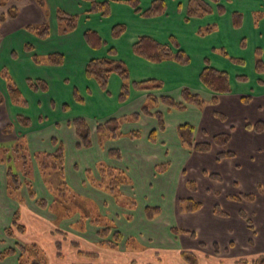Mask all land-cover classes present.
<instances>
[{
  "label": "crops",
  "instance_id": "obj_1",
  "mask_svg": "<svg viewBox=\"0 0 264 264\" xmlns=\"http://www.w3.org/2000/svg\"><path fill=\"white\" fill-rule=\"evenodd\" d=\"M127 1L129 0H97L99 3L110 4V16L104 18L100 14H89L90 4L83 0H45L50 8V19H42L34 24L50 25L48 39H38L27 33L23 26L10 31L9 36L5 35L0 40V60L4 58L16 63L13 69L8 70L10 73L14 72L11 75L16 79L18 88L27 101L26 107L12 105L4 91L1 93L4 103L0 105V146L7 148L9 142L10 147L15 144V139H8L15 138L13 132L7 133L6 128L8 121L12 120V117L17 120L18 116L29 118L32 122L29 128H21L23 132L19 135V138L25 136L28 138L31 152L51 154L56 152L57 146L52 144V140L56 139L65 149L67 183L78 196L98 209L99 219L111 221L113 231L123 235L124 246L121 244L118 250H112L101 245L102 240L97 234L99 228L91 223L96 218L91 213L89 215L77 208V212L71 218H66L61 207L57 206L56 209L55 198L44 184L38 164L32 168L31 182L37 197L45 199L51 207L50 210L39 208L29 197L28 191L25 192V186L19 194L9 196L7 167L0 164V253L16 245L37 244L42 251L50 248L52 257L59 258L56 244L60 242L62 246L64 243L67 244L72 262L76 263L107 264L104 257L119 256L118 251H121L122 254L129 255L130 264H135L137 257L148 249L147 252L153 259L151 264H175L177 260L180 264H188L182 258V253L189 251L179 249L181 246L178 245L181 233L176 234L172 229L182 230L176 226L178 223L180 225L179 221L184 215H190L189 219L191 214L195 213L187 212L184 206L186 200L194 199L192 195L195 196L199 192L198 185L197 190L192 191L189 182L194 181L197 184L201 178L213 181L206 175L207 172H211L205 163H220L222 160L233 163L238 156L234 151L235 156L218 160L217 155L223 151L221 148H214L208 153H196L182 144L178 136V127L185 124L193 125L196 141L210 142L220 133L233 135L238 126L229 125L231 120L239 123L240 130L247 131L249 123L245 122L252 112L264 111V75L254 73L256 49H262L264 60V17L256 16L261 19L259 23L253 17L261 12L264 15V0H229L224 16L214 12L205 18H191L188 22H185L186 5H181L177 0H163L167 12L164 16L156 18L142 17L126 3ZM139 1L140 9L144 12L150 8L154 0ZM57 9L79 17L74 32L69 34L60 32L54 15ZM237 11L243 14L244 25L235 30L231 15ZM214 23L218 25V29L213 35L206 37L197 35L200 28ZM116 25H124L127 28L124 35L118 39L112 37V29ZM89 30L97 32L103 40L104 46L101 49H92L86 43L84 34ZM17 35L22 36L23 41L20 44L21 58L18 57L14 62L11 54L15 50L10 47V38H17ZM141 36L152 37L162 44H168L170 38H174L180 48L190 56V65L182 66L173 61L153 64L136 56L132 48ZM242 39L248 44L245 49H242L240 44ZM25 43L31 44L35 55L42 58L51 54H62L64 64L62 66L34 64L31 54L22 49ZM111 49L115 50L116 55L110 56ZM220 50L226 51L228 56L220 54ZM230 57L241 59L244 64L232 63ZM102 58L124 62L130 71L132 82L157 80L164 83V88L146 91L132 89L128 101L121 104L118 96L122 80L118 75L113 74L110 77L108 92H104L96 80L86 76L87 63L92 59ZM205 60L210 62L212 68L229 74L232 92L216 95L201 83L200 74L206 67ZM0 63L2 67L9 66L5 61ZM20 67L26 70V78L19 83L15 68L19 70ZM239 76L246 77L248 82H238L236 77ZM255 76L258 78L257 83L252 85L251 79ZM28 80H42L47 84L48 90L34 91L28 86ZM184 88L200 95L206 101L205 105L202 108L190 105L183 111H176L160 104L152 112L160 111L163 114L166 125L164 130H159V124L154 117L142 116L137 123L123 125L122 138L100 144L97 133L99 123L140 111L150 95L157 98L169 96L180 101ZM243 97H249L250 100L246 102ZM214 98L217 99L216 102L213 101ZM64 107H67V110ZM205 111L210 112L213 120L204 117ZM78 118L85 119L89 124L93 141L90 149H79L77 146L79 140L71 122ZM214 123L217 126L220 123L227 126L220 127L219 131L210 134L207 126L213 127ZM132 131H139L141 137L131 139L129 134ZM152 131L157 132L155 142L149 139ZM111 150H118L121 158L110 156ZM99 165L122 172L129 179V183L119 186L115 196L99 189L97 187L100 180ZM164 165H167L166 170L158 172L157 168ZM88 170H92L91 176L87 174ZM129 199L135 203L132 210H126L121 205V202ZM149 207L160 209V213L152 220L146 217V210ZM202 209L203 207L200 210ZM18 211L21 214L20 224L25 227V231L9 238L5 230L12 225L14 215ZM81 217L87 218L86 229L83 232L77 230ZM214 218L205 219L209 221V228L212 230L213 226L223 227V222L221 224L216 221L223 219L215 215ZM168 228H171V234H168ZM191 234L185 235L196 241V237H192ZM129 239L134 240L139 246L129 249L126 245ZM191 247L187 245L184 248ZM83 254H97V257L91 258ZM0 264H19V257L16 255L4 261L0 260Z\"/></svg>",
  "mask_w": 264,
  "mask_h": 264
},
{
  "label": "trees",
  "instance_id": "obj_2",
  "mask_svg": "<svg viewBox=\"0 0 264 264\" xmlns=\"http://www.w3.org/2000/svg\"><path fill=\"white\" fill-rule=\"evenodd\" d=\"M3 3L9 0H1ZM19 1V0H18ZM91 5V13H100L103 17H109L110 15V6L109 3H99L97 0H84ZM214 4V7L209 3ZM38 3L44 2V0H36ZM129 6H131L136 13L140 14L144 18H156L161 17L166 14L167 6L163 0H154L150 6V8L144 12L140 9V1L139 0H130L127 2ZM217 11L220 15H225L226 11L221 5L220 0H190L189 5L186 12V22H188L191 18H205L207 15L214 14ZM17 13L16 8H12L9 11L8 17L11 19L15 18ZM258 17V16H257ZM57 23L60 28V32L62 34H69L74 32L78 26V16L69 15L62 10H57L56 12ZM232 22L234 27L240 28L243 24V14L239 11L234 12L231 15ZM217 26L209 27L205 30L198 31L200 36L207 35V33L211 34L216 30ZM126 26L124 25H116L112 29V37L114 39H118L124 35L126 32ZM25 30L37 37L41 40H46L50 36V25L47 23L35 25L28 24L25 27ZM84 39L89 47L92 49L99 50L104 46V42L99 36V34L95 31L89 30L85 32ZM245 45V44H244ZM25 50L27 52L33 53L34 48L30 44L25 45ZM134 54L142 59L153 63V64H161L166 61H173L182 66H188L191 63L190 56L184 52L178 42L174 38H170L168 44H162L149 36H141L138 41L133 45L132 48ZM220 54L227 57L228 54L224 50L219 51ZM110 56L116 55L114 49L109 50ZM256 62H255V70L258 74H264V60L262 55V50L258 49L255 53ZM32 60L37 65H49V66H62L64 64V56L62 54H51L44 58L39 57L35 54L32 55ZM232 61L235 64L243 65V60L233 59ZM206 67L200 74L201 83L209 89L211 92L217 94H229L232 92L231 87V79H229V74L226 72L220 71L218 69H214L211 67L210 62L205 60ZM116 74L122 80V87L118 96V100L121 104L126 103L130 98V94L132 89L136 91H146V90H158L164 87V83L162 81L157 80H147L143 82H132L130 78V71L126 64L122 61L112 58H102V59H92L86 65V76L90 79L96 80L99 87L104 91L108 92V84L110 77ZM1 75L4 77V81L6 82L8 95L10 97V101L13 105L26 107L27 101L22 96L19 88L16 86L15 82L9 76L8 73L2 72ZM239 81H247L246 77L239 76ZM27 84L34 91H43L46 92L48 90L47 84L42 80H28ZM243 99L248 102L250 100L249 97H243ZM213 101H217L214 98ZM4 103V98L0 94V105ZM206 101L198 94L193 93L190 89L184 88L181 91V101H177L169 96H162L157 98L155 96H149L147 102L141 107L139 112H136L129 116H123L118 118H111L105 122L99 123L97 125V133L99 137V142L102 145L107 141H114L122 138L124 134L122 133V127L125 123H137L141 119L142 116H152L154 117L158 124L159 130H164L165 120L164 116L160 111L152 112L153 109H156L160 104L165 105L171 110L183 111L187 109L188 106L193 105L198 108H202L205 105ZM67 110V107H64ZM18 123L25 128H29L31 126V120L24 116L17 117ZM71 125L74 127L76 131V135L78 137V148L79 149H90L93 146L92 134L89 127L88 122L85 119L78 118L71 122ZM247 129L253 130L257 133L264 131V122L258 121L253 124H247ZM7 133L12 132V126L9 125L6 128ZM156 131H152L150 133L149 139L152 142L156 141ZM178 136L183 145L188 147L190 150L196 153H208L214 150V148L223 149L220 154L217 155V159L231 158L235 156L234 151H228L227 147L231 143L232 136L231 133H220L212 138L210 142H197L195 139V127L190 124L180 125L178 127ZM131 139H138L141 137V133L139 131H132L129 134ZM52 142L57 146L56 152L49 154L43 153L41 155H37V162L42 174V178L44 184L46 185L49 192L54 196L55 202L57 206L73 209L64 210L62 208L64 216L66 218H71L72 215L77 212V206L75 205L76 197L78 196L72 188L69 186L65 176V149L62 144L58 143L56 139H53ZM21 141L15 143L9 149L4 146H0V164H3L7 167L6 175H7V189L9 196L17 195L21 192L23 186L26 187L28 191L29 197L34 200L37 206L41 209H49L50 205L45 199L38 198L32 184V162L31 158L27 152V149L22 151L20 146H23ZM12 155L15 157L16 162H18L22 166L17 170L13 169L11 166L13 159ZM110 156L119 159L121 158V153L118 150H111ZM48 159H51L48 161ZM17 164V163H16ZM18 165V164H17ZM167 165L159 166L157 168L158 172H163L166 170ZM92 170H88L87 174L91 176ZM98 173L100 176V180L98 182V188L104 190L106 193H109L115 196L116 191L119 186L129 183V179L124 176L122 172L115 171L110 167L99 165ZM207 177L214 181L221 182L222 177L219 174L206 173ZM22 178H24V184L22 183ZM189 187L192 191L197 190V184L194 181L189 182ZM216 193H218L216 191ZM231 201L236 202H252L255 200V196L253 194H244V195H234L229 197ZM75 205V206H74ZM135 206V203L133 204ZM132 206V205H131ZM185 210L189 213L196 212L203 207V204L194 199H188L185 201ZM133 208V206H132ZM160 213V209L157 207H149L146 210V217L148 220L154 219L157 214ZM213 214L217 217L223 218L227 217L228 212L221 207L219 204H216L213 209ZM239 215H244L242 212H239ZM21 214L18 211L14 215V219L12 225L5 230V234L9 238H13L16 234L23 233L25 231V227L20 224ZM87 218L81 217L78 224V231H85L86 220ZM93 225L99 228L98 237L102 240L101 245L108 247L112 250H118L121 242L124 237L120 232L113 231V226L111 221L96 218L91 222ZM172 232L179 233H189L187 231L172 229ZM62 233V232H60ZM64 234V233H63ZM192 237L195 238V233L191 234ZM132 239L127 240L126 245ZM204 245V244H203ZM56 248L58 250V257H63L62 253V244L58 242L56 244ZM218 249V246L215 248ZM19 257V264H44L43 261L44 255L43 251L37 244L30 245H16L15 247H10L5 249L0 253V260H6L9 257L16 256ZM85 256H89L91 258H96L97 254H83ZM193 253L183 252L182 258L188 264H199L196 257H193ZM43 257V258H42ZM236 264H264V256H260L259 259L249 261V260H238Z\"/></svg>",
  "mask_w": 264,
  "mask_h": 264
},
{
  "label": "rangeland",
  "instance_id": "obj_3",
  "mask_svg": "<svg viewBox=\"0 0 264 264\" xmlns=\"http://www.w3.org/2000/svg\"><path fill=\"white\" fill-rule=\"evenodd\" d=\"M142 1H146V0H142ZM177 1L180 2L181 5L184 4L186 5V12H187V8L190 0H177ZM229 3H230L229 0L221 1V5L225 9V11H226V4L228 5ZM212 6H214V4H212ZM12 8L17 9L16 16L13 19L8 17L9 11ZM49 9L50 8L48 7L45 0L42 3H38L36 2V0H19V1L9 0L3 3L0 0V35H1L0 40L5 35L9 36L10 31L18 29L19 27L24 26V30H25V27L27 26L26 24H34V23L37 24V22L41 21L42 19H48V18L50 19ZM57 10H61V9H57ZM57 10L54 12L55 18H56ZM90 10H91V5H90ZM90 10H89V14L92 15L100 14V13H91ZM220 16H224V15H220ZM256 16L264 17L262 12L260 14L254 15L253 17L254 19H257L258 23L260 18H257ZM104 18H108V17H104ZM185 22H186V13H185ZM231 22H232V18H231ZM214 25H216V23L211 24L210 26H206L204 28H200V30H205L209 27H213ZM243 25H244V21L242 26ZM216 26L217 28L215 31H217L218 29V25ZM242 26L240 28H242ZM237 29L235 28V30ZM215 31L211 34L207 33V35L201 37L213 35ZM26 32L29 33L28 31ZM197 35L200 36L198 32ZM22 41H23L22 36H18L17 38L14 37L12 39L10 38V44H11L10 47H12V49L15 50V52H12L11 54V58H13L12 61L14 62H16L18 57L21 58L20 44ZM26 44L27 43L23 45L22 49L24 52L28 53L29 55L31 54V59H32V55L35 54V50L33 51V53L27 52L24 48ZM240 44H242V49H245L248 45L247 41L244 39H242ZM257 50L258 49L254 51V55ZM229 59L232 63H234L231 57ZM0 61L2 62L5 61L9 65L7 67H2V63H0V94L4 91V94H6L9 97L6 82L4 81V77L1 75V73L3 71L8 73L9 76H11V78L15 82L16 86L18 87L16 79H14V77H12L11 75L14 72L10 73L8 70V69H13L16 63H12L11 61H9V59L5 60L4 58ZM255 62H256V55H255ZM20 68L21 69L19 70L15 68V71L18 74L17 81L19 83L26 78V70L23 69V67ZM254 73L258 74L256 70L254 71ZM256 78H257L256 76L252 79L250 78L251 81H253L251 83L252 85L257 83ZM236 79L238 82L241 81V80L239 81L238 77H236ZM245 82H248V80ZM13 115L15 117V114ZM204 117H206L207 119H212L209 111H205ZM258 121L264 122V111L262 110H257L255 112H252L250 118L247 119V122L245 123L253 124ZM228 124L229 125L233 124L238 126V128L236 127V130L232 135V140L229 145V147L233 151L237 152L238 158H236V160H233L234 164L229 163L228 161L225 160H222V162L220 163H214V162L205 163L207 164L206 167L209 170V172L211 173L219 172L220 176L223 177V180L219 182L214 180L210 181L209 179H205V178L199 179L197 181L199 192L195 196L192 195V197H194V199L198 200L203 204V209L191 214V217L189 219L188 216L190 215L188 216L184 215L181 221H179L180 218H178L180 225L178 222H177L178 224L176 225L177 227H179V229L189 230L191 233H195L196 235L195 239H197L196 241L190 238L189 235H185L181 233L178 239L179 240L178 245L181 246V248L179 249H184L185 251L192 252L194 254L193 257L194 258L196 257L199 264H236V261L240 259L253 261L259 259V257L262 255L264 256V131L257 133L255 129L248 131V129L246 128L247 131L244 129L245 131L244 132L239 129L240 125L236 120L235 121L231 120ZM9 125L12 126V132L15 138L9 137L8 139H15L14 140L15 143L21 141V143L19 144H22L23 146H20L19 149H21L22 151L27 149V152L30 158L32 159L31 162L33 168L34 165L38 164L36 160L37 155H41L47 152H41V151L34 153L31 152L29 149L30 147L28 143V138L26 136L19 138V135L22 134L21 132H23V130L21 129L23 127L13 117L12 120L8 121V126ZM225 126L227 125L223 126V123H220L219 126H217V124L214 123L213 127L207 126V130L210 134H214L217 131H219L220 127H225ZM208 137L210 138V135ZM8 144L9 146H7V149H9L11 152L10 142ZM8 144H4V145L6 146ZM52 144L55 146L53 142ZM230 148L227 147V150H231ZM12 159L13 162L11 166L13 167V169L17 170L19 167L20 168L22 167L19 166L20 164L16 162L17 159H15L13 155H12ZM49 160L50 162H52L51 159H48V161ZM199 173H201V171H199ZM22 183L24 184V178H22ZM24 190L25 192H27L26 189ZM216 191L218 193H216ZM244 194H253L255 196V200L252 202H247V201L236 202V201H231L229 199V197L231 196L244 195ZM216 204H219L221 207L223 206V208L228 212V215L227 217H223L222 218L223 220L221 219L222 221H220V219H216V221H219V223L223 222V227L220 228L219 226L217 227L213 226L211 230L208 226L209 221L205 219H209L210 217L214 218L213 209ZM75 205H78L76 208L82 209L84 212H87L88 214L91 213L95 218L99 217L98 209L92 203L85 200L83 197L77 196L75 200ZM121 205L122 208H125L126 210H132L133 209L132 206L134 207L132 199L121 202ZM64 207L65 206L61 208H63L64 210H71L70 212L73 211V209L71 208L67 209ZM55 208L58 209L57 205H55ZM239 212H242V214L244 213V215H239ZM168 234H171V228H168ZM121 244L124 246L123 242ZM187 245H191L192 247L184 248L187 247ZM63 246H62V253L64 254L63 257L60 258L52 257L50 248H47L46 250L43 249L44 258L43 257L42 258L43 261L45 262L44 264L76 263V262H72L71 253L69 252L70 251L69 248H67V244L64 243ZM133 246L138 247L139 245L134 240H131L128 244V248L131 249L133 248ZM217 246L218 249H215ZM147 250L148 249H146L144 253L140 254L139 257H137V262H134L135 264H151L153 259L151 254L148 253ZM118 255L119 256L104 257V260L106 261L107 264L109 263L130 264V259L128 257L129 256L128 254L126 253L122 254L121 251H118ZM178 262L179 260H177L175 264H180ZM182 263L184 262L182 261ZM29 264H33V263L31 262ZM76 264H82V263H76Z\"/></svg>",
  "mask_w": 264,
  "mask_h": 264
}]
</instances>
